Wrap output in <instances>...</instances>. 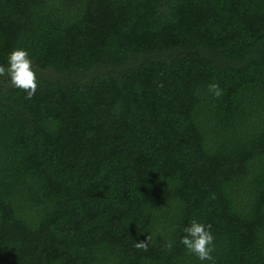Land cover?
I'll list each match as a JSON object with an SVG mask.
<instances>
[{
  "label": "trees",
  "instance_id": "16d2710c",
  "mask_svg": "<svg viewBox=\"0 0 264 264\" xmlns=\"http://www.w3.org/2000/svg\"><path fill=\"white\" fill-rule=\"evenodd\" d=\"M0 264H264V0H0Z\"/></svg>",
  "mask_w": 264,
  "mask_h": 264
}]
</instances>
